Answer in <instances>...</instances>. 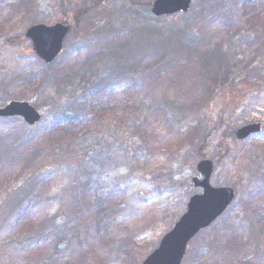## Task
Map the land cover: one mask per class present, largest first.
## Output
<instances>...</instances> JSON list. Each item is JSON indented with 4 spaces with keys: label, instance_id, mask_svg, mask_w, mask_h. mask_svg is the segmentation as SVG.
<instances>
[{
    "label": "rangeland",
    "instance_id": "obj_1",
    "mask_svg": "<svg viewBox=\"0 0 264 264\" xmlns=\"http://www.w3.org/2000/svg\"><path fill=\"white\" fill-rule=\"evenodd\" d=\"M148 1L0 0V107L41 113L0 118V264H143L201 193L202 160L235 198L182 264H264V0L155 21ZM58 23L45 63L26 31Z\"/></svg>",
    "mask_w": 264,
    "mask_h": 264
},
{
    "label": "water",
    "instance_id": "obj_2",
    "mask_svg": "<svg viewBox=\"0 0 264 264\" xmlns=\"http://www.w3.org/2000/svg\"><path fill=\"white\" fill-rule=\"evenodd\" d=\"M192 0H154L151 11L154 16L162 17L187 13ZM70 27L65 24L47 26L37 24L29 27L26 37L33 42V49L45 62H53L63 49V43ZM20 117L29 125L41 120V113L28 102L11 101L0 107V118ZM262 129L259 123L250 124L237 131L242 139ZM202 176L194 177L195 187L201 194L193 195L186 213L177 221L174 228L161 240L159 247L151 253L143 264H182L189 242L203 229L209 227L232 203L235 192L230 187H214L210 183L214 165L210 160H202L197 165Z\"/></svg>",
    "mask_w": 264,
    "mask_h": 264
},
{
    "label": "trees",
    "instance_id": "obj_3",
    "mask_svg": "<svg viewBox=\"0 0 264 264\" xmlns=\"http://www.w3.org/2000/svg\"><path fill=\"white\" fill-rule=\"evenodd\" d=\"M216 1H218V0H205V2H208L210 5H212ZM151 5H152V2H150V1L146 2L145 7L147 8V11H146L145 15L148 16L150 19H153L155 21L158 19L157 17H154V16L152 17L151 15H148V9L150 8ZM106 64H107L106 61L104 63H102V65L105 67L107 66ZM105 67H102V68H105ZM43 106L50 108L51 112H54V111L57 112V109H58V106L56 105V101L52 98L47 99V101L43 104ZM62 115L64 116L65 121H72L71 116L66 115V114H62ZM67 123H69V122H67Z\"/></svg>",
    "mask_w": 264,
    "mask_h": 264
},
{
    "label": "bare ground",
    "instance_id": "obj_4",
    "mask_svg": "<svg viewBox=\"0 0 264 264\" xmlns=\"http://www.w3.org/2000/svg\"><path fill=\"white\" fill-rule=\"evenodd\" d=\"M10 76H12V77H14V74L12 73V74H9Z\"/></svg>",
    "mask_w": 264,
    "mask_h": 264
}]
</instances>
